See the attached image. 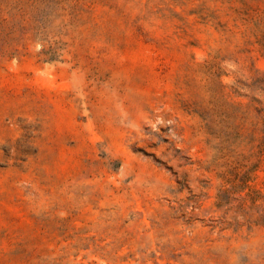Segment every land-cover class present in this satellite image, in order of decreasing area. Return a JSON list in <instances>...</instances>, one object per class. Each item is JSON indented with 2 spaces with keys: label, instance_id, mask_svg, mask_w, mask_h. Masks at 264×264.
<instances>
[{
  "label": "rangeland",
  "instance_id": "rangeland-1",
  "mask_svg": "<svg viewBox=\"0 0 264 264\" xmlns=\"http://www.w3.org/2000/svg\"><path fill=\"white\" fill-rule=\"evenodd\" d=\"M0 264H264V0H0Z\"/></svg>",
  "mask_w": 264,
  "mask_h": 264
}]
</instances>
